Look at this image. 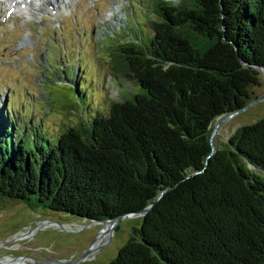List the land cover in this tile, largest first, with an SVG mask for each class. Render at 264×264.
<instances>
[{
    "label": "trees",
    "instance_id": "obj_1",
    "mask_svg": "<svg viewBox=\"0 0 264 264\" xmlns=\"http://www.w3.org/2000/svg\"><path fill=\"white\" fill-rule=\"evenodd\" d=\"M129 1L93 45L98 87L84 63L61 72L90 114L50 133L27 98L0 104V201L100 222L157 200L109 264H264V118L210 144L260 85L264 0ZM104 77L121 100L100 110Z\"/></svg>",
    "mask_w": 264,
    "mask_h": 264
},
{
    "label": "rangeland",
    "instance_id": "obj_2",
    "mask_svg": "<svg viewBox=\"0 0 264 264\" xmlns=\"http://www.w3.org/2000/svg\"><path fill=\"white\" fill-rule=\"evenodd\" d=\"M62 1L30 0L27 5L17 6L0 0V104L6 101L11 107L27 98L50 133L75 123L91 110L90 100H79L66 86L61 72L70 65L80 71L78 64L84 63L85 68L89 67L88 80L98 87L103 74L95 70L94 43L103 44L106 49L104 40L122 34L130 15L137 12L129 0H97L94 5L92 0ZM259 71L260 85L249 90L246 105H251L219 126L213 138L215 149L239 128L264 118V70ZM104 78L107 81L103 84L104 92L94 93V107L100 110L106 109L109 100H121L113 79ZM259 98L263 99L257 101ZM51 101L55 105L49 108ZM144 215L125 216L112 227L108 237L99 241L103 226L97 222L0 201V260L26 259L27 264H109L129 239L132 229L140 226ZM55 223L64 224L67 229ZM94 241L96 249L87 254ZM83 257L86 259L82 260Z\"/></svg>",
    "mask_w": 264,
    "mask_h": 264
},
{
    "label": "water",
    "instance_id": "obj_3",
    "mask_svg": "<svg viewBox=\"0 0 264 264\" xmlns=\"http://www.w3.org/2000/svg\"><path fill=\"white\" fill-rule=\"evenodd\" d=\"M180 1H182V0H180ZM180 3V2H179ZM179 3H174V5H177V4H179ZM259 70H264L263 68H261V69H259ZM264 98V97H263ZM263 98H259V99H257V101H260L261 99H263ZM251 105V103H249L248 105H246L245 107H243L242 109H240V110H238V111H236V112H234V113H231V114H228V115H224V116H222V117H220L219 119H218V121H217V123L215 124V126H214V128H213V130H212V133H211V136H210V144H211V155L215 152V147H214V144H213V136L216 134V132H217V129L219 128V126L223 123V122H225V121H227L228 119H231L232 117H234L235 115H237V114H240L241 112H243L244 110H246L249 106ZM161 196V195H160ZM157 201V200H156ZM155 201V202H156ZM155 202L151 205V206H149V207H147L145 210H143V211H141V212H137V213H133V214H128V215H136V214H146L148 211H149V209L155 204ZM125 216H127V215H125ZM125 216H122V217H119V218H117V219H115V220H106V221H100V222H97V223H99V224H103V223H107V222H112L113 224H114V226L119 222V221H121ZM51 223H53V222H51ZM90 223H95V221H90ZM55 224H58V223H55ZM58 226L60 227V228H66L67 229V227H65V225L64 224H58ZM86 259V257H83L82 258V260H85ZM45 263V262H44ZM44 263H39V264H44Z\"/></svg>",
    "mask_w": 264,
    "mask_h": 264
},
{
    "label": "bare ground",
    "instance_id": "obj_4",
    "mask_svg": "<svg viewBox=\"0 0 264 264\" xmlns=\"http://www.w3.org/2000/svg\"><path fill=\"white\" fill-rule=\"evenodd\" d=\"M7 1H10L11 4H17V6L19 3H22L23 5H27V2H30V0H7ZM41 1H44V0H41ZM45 1L48 3L49 2L53 3V1L58 3L59 0H45ZM61 2H64V1L61 0ZM213 138H214V136H213ZM101 225L103 226V229L101 231V236L99 238V241L104 240L105 237H108L110 235V233H112V227L114 226V224L112 222L103 223ZM96 245H97V241H94V244L87 250L86 253L91 254L96 249ZM25 260L26 259L14 260L11 258H6V259H1L0 264H27L25 262ZM48 264H52V263H48Z\"/></svg>",
    "mask_w": 264,
    "mask_h": 264
},
{
    "label": "built area",
    "instance_id": "obj_5",
    "mask_svg": "<svg viewBox=\"0 0 264 264\" xmlns=\"http://www.w3.org/2000/svg\"><path fill=\"white\" fill-rule=\"evenodd\" d=\"M166 1H169L170 3L174 4L175 1L174 0H166Z\"/></svg>",
    "mask_w": 264,
    "mask_h": 264
}]
</instances>
